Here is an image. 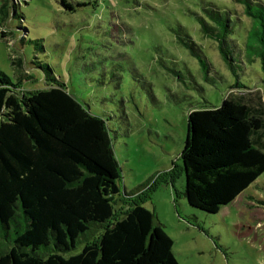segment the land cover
Instances as JSON below:
<instances>
[{
	"label": "rangeland",
	"instance_id": "374dc122",
	"mask_svg": "<svg viewBox=\"0 0 264 264\" xmlns=\"http://www.w3.org/2000/svg\"><path fill=\"white\" fill-rule=\"evenodd\" d=\"M1 2L0 71L18 84L12 58L18 55L29 65L39 53L82 103L108 121L122 168L121 194L114 198L118 213L129 209L131 200H141L156 226L173 239L180 264H264V176L218 214H208L189 206L180 159L192 110L221 106L237 82L264 97L262 61L237 62L238 76L233 74L219 42L202 30L200 17L223 30L233 51L230 40L242 36L245 41L251 29L243 5L233 0H70L76 9L70 12L60 0ZM210 5L229 26L210 20ZM15 6L29 30L25 49L20 18L11 16ZM188 37L209 64L208 79L182 43ZM22 84L30 91L45 88L44 82ZM247 95L259 102L256 94Z\"/></svg>",
	"mask_w": 264,
	"mask_h": 264
},
{
	"label": "trees",
	"instance_id": "16d2710c",
	"mask_svg": "<svg viewBox=\"0 0 264 264\" xmlns=\"http://www.w3.org/2000/svg\"><path fill=\"white\" fill-rule=\"evenodd\" d=\"M60 1L66 11H76L70 0ZM233 1L244 6L251 22L245 41L230 40L233 51L223 30L200 18L203 32L219 42L224 63L237 75V62L260 59L264 65V1ZM12 9L25 49L29 30L17 7ZM206 11L214 23L229 26L215 6ZM190 41L182 43L208 79L209 64ZM38 54L29 65L12 58L18 84L0 71V264H180L173 239L141 200L117 212L122 168L108 121ZM24 81L44 82L45 88L26 90ZM232 91L221 106L189 113L180 155L188 204L208 214H218L264 176V97L241 82ZM252 93L258 103L247 98Z\"/></svg>",
	"mask_w": 264,
	"mask_h": 264
}]
</instances>
